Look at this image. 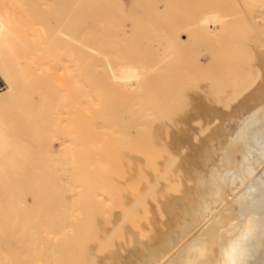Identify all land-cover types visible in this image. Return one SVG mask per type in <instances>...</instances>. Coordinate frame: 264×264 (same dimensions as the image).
Wrapping results in <instances>:
<instances>
[{
    "label": "bare ground",
    "instance_id": "bare-ground-1",
    "mask_svg": "<svg viewBox=\"0 0 264 264\" xmlns=\"http://www.w3.org/2000/svg\"><path fill=\"white\" fill-rule=\"evenodd\" d=\"M44 1L40 11L46 6L55 14L38 10L39 18L57 27L54 36L90 50L91 61L83 79L71 58H60L54 84L42 93L41 126L36 119L26 123L51 143L38 153L40 164L29 161L13 118L1 114L18 99L31 112L23 98L33 89L21 72L26 65L15 49L14 22L0 10V74L10 87L0 93V184L9 193L0 197V216H12L6 224L16 222L21 234L26 230L25 237L6 238L21 248L20 264L41 238L39 227L48 241L37 243L40 264H255L257 257L264 264V206L250 189L251 182L264 185V171L252 181L243 172L258 167L264 147V0ZM71 92L97 116L92 153L79 151L90 163L75 169L66 166L79 160L64 128ZM253 102L260 109L240 127L243 136L222 142L224 126L214 121L237 118ZM233 103L225 117L219 107ZM84 122L77 126L85 132ZM214 155L221 158L209 164ZM238 168L242 181H251L247 187L239 188ZM72 169L76 174L68 175ZM101 173L110 174L109 194L93 186ZM124 179L128 189L119 187Z\"/></svg>",
    "mask_w": 264,
    "mask_h": 264
},
{
    "label": "rangeland",
    "instance_id": "rangeland-1",
    "mask_svg": "<svg viewBox=\"0 0 264 264\" xmlns=\"http://www.w3.org/2000/svg\"><path fill=\"white\" fill-rule=\"evenodd\" d=\"M51 1H53L55 4H58V2L60 0H51ZM62 1L68 2L70 0H62ZM44 5H45V1L44 0H34V1L33 0H0V10H2L1 12H4V15L7 14V17H9L14 22V25H15V28L12 31V34H14V36H15L14 38H15V40H17V43H18L17 46L15 47V49H16L18 55L21 57V59L24 60V61L22 60V62H24L25 65H26V68L23 69L21 72L25 76L24 82L28 83L26 86L28 88L30 87V88L33 89L32 93L29 95V99L28 98L26 99V97H25V99L23 98V101L24 100L25 101L28 100V102H29V100L31 101L29 103V105L31 104V106H30V107H32V111L31 112H32V115L33 114L34 115H33L32 119L29 118V116H31V115H29V114H31L29 109H31V108H29L27 110L29 113L25 112V109L28 108V107L26 106L25 102H24V106H23V102L21 104L22 99L16 100L14 102L13 106H12V109L11 108L9 109V106L8 107H4L3 110L1 109L2 110L1 114L3 113L2 115L5 116V117H8L9 119H10V117L13 118L12 119V123H11L12 126H13L12 128H14V133H16L15 135H17L18 137L22 138V140H21L22 141V145H25V147H28L26 155L28 156L29 161L36 160V162L38 164H40L39 162L43 159V156H42L43 153L42 152H46L48 150L47 146H49L51 142H48V141L46 142V139H45V141H42V139L45 137L44 136L45 133H43V132L41 133V131L39 129V126H38L37 132H36V130L34 131L35 128L31 129V128H29L27 126V124H30L31 121H34L35 119H36V121H38L40 126L42 124V121H41L42 117L41 116H37V114L41 115L42 110L39 111L40 114L37 111L39 109H41L40 105L42 103V98L41 97H42L43 90L46 89L47 87H49L53 83L52 82L53 80H56L58 75H56L54 72H56L57 65L60 63V58L65 57V56L68 57V58H71V61L74 64H76L75 67H76L77 73L83 79H87L88 66L85 65V63L91 61V58L88 57L90 50L88 51L87 49L85 50V49L79 48V47L82 46V44L81 45L80 44H78V45L77 44H73V43L68 41L67 37H56V36L53 35V33H54L53 31H56L57 27L56 26H51L49 23H46V22L42 21L40 19L41 17L39 18L38 14H37V13H39L38 10L40 11V9H42L41 7L44 6ZM36 8H38V9H36ZM43 8L44 9L40 11V12L44 11V13H41L42 15L45 14L47 16V14H51V15L53 14V11H54L53 9L54 8L51 10L52 12L49 11L50 8H48V7H47V9H45L46 6L43 7ZM46 11H48V13ZM54 14H55V11H54ZM84 24H85L84 21H82L81 19L78 20L77 27L75 28V31L73 32V36L79 38V34H78L77 31H78V29L83 28ZM96 36H98V35H96ZM28 43H30V44H28ZM83 70L86 71V72H84ZM46 71H47V73H46ZM46 74L48 76L44 77L45 78L44 79L42 76H45ZM0 79L6 85V90L4 92L8 91L9 88H10L9 84L5 81V79L2 77L1 74H0ZM74 93L75 92H71V104L67 107V110L64 111L65 114H66L65 117H67V122H66L64 128H65V133L68 132L67 136L65 138L67 140H69V142H70V144L72 146V149H73L75 157L79 161H82L80 163H79V161H78V163L76 161H71L70 164L66 165L69 168L71 167V168L75 169V168H77L79 166L78 164H81V166L83 167V165L86 166V164H87V166H88L89 165L88 163H90L89 162L91 160L90 157L84 158L86 160L88 159V161L85 163V160L83 159L82 153L79 152V151L84 150L83 147H85L88 150V152L92 153V148H91V142L92 141L91 140H93V135L91 134L92 133V129L91 128L95 124V119H96L97 116L95 115V113L93 111H85V107L86 106L85 105L82 106V102L80 103V99L78 97H76L74 95ZM81 101H82V99H81ZM28 102H27V104H28ZM235 103H237V102H235ZM235 103H233L229 107H223V108L219 107V110L221 109L224 112L223 113L224 116L225 115L228 116L229 113H230L229 110H232V109L235 108V105H234ZM256 103L253 102L252 105H250L251 107H249V108H251V109H248V107L246 106L245 108H246L247 111L246 110H244V111L242 110L243 112H239L241 110L240 109H239V111L237 110V116H238V114H241V113L243 114L244 113L243 116H242V114L239 115V117H241V119H239V117L236 118V116H235V118H236L235 119L233 116L229 115L230 119L224 118V117L221 116L223 119L219 118V119H216L217 121H214L213 124H215V125L223 124V126H224V129H222L224 133L221 130V132H222L221 134L222 135L220 134L222 137H220V135H219V137L221 138L222 142H224L225 140H228L227 141V144H228L229 141H231V138L233 136H236L239 133L240 134L242 133L241 136H243L245 130H241L240 127H242V125L245 124L246 122L247 123L250 122L249 117L251 118L252 116L255 115V113L257 111L256 109H260L258 106L260 105L261 102H256ZM73 104H76V105L73 106ZM253 104H254V107H253ZM79 106H81L80 107L81 109H79ZM255 107H256V109H255ZM245 108H243V109H245ZM252 109H254V110H252ZM8 110H9V112H8ZM249 110H250L251 113L248 112ZM33 111H34V113H33ZM253 112H254V114H253ZM5 113H6V115H5ZM26 113H28V114H26ZM261 114L262 115H260V120L259 121L262 123V121H264V110L262 111ZM25 115H27L28 117L25 116ZM244 115H247V117L246 116L244 117ZM82 116L84 118L82 123L77 120V124H75L76 121L74 119L76 117H80V120H82ZM243 117H244L245 121L242 120ZM72 118H73V120H72ZM236 120H238V121L236 122ZM241 120H242L243 123L241 122ZM84 121H86V124H85L86 126L84 125V128L87 127V128H85V132L86 133L82 130L81 127H80L81 129L78 127V126L83 125V123H85ZM80 123H81V125H79ZM235 123H237V125H235ZM253 123L254 122H251L250 124H248V126H252ZM231 124H233V125H231ZM238 124H239V126H238ZM23 125H24V127H23ZM72 125L73 126L74 125H76V126L78 125L77 127L80 130L77 128L76 131H75V128H74V131L77 132V133H75L74 131L72 132L71 131L72 128H73ZM99 125L101 126L102 123H99ZM233 126H235V128ZM70 128H71V130H70ZM233 128H234L235 131L232 130ZM68 129L70 130V132L67 131ZM226 130H227V132H226ZM231 130L234 132V134H233V132ZM70 133L72 134V137H75V138L77 137L78 138L77 139V142H79L78 144H77V142L74 141L75 140L74 138H73L74 140L70 139L71 138V134ZM83 133H85V134H83ZM230 133H232V134H230ZM75 134H77V136H75ZM61 136H63V135H61ZM227 136H229V138H226ZM258 137H259V134L253 135V137H250V138H258ZM251 140H253V139H251ZM72 141H74V142H72ZM52 143H53L52 145L57 147V145H58L57 141L56 142L52 141ZM74 143H76V145L79 148L75 147ZM232 144L233 143L231 142V145ZM34 145H35L36 148H34ZM38 145L40 146L39 148H38ZM160 146H161V144H160ZM80 147H82V149H80ZM45 149H47V150H45ZM74 149L76 151H74ZM106 149H107V145L104 142V143H102L99 146V150L102 151L100 154H103V152ZM40 152L42 154H39L40 155L39 156L38 153H40ZM35 154H36V156H35ZM37 155H38V157H37ZM217 155L213 156V157H215L214 160L211 157L213 161L210 158V160L212 162L210 161L209 164H213L214 161H216V164H217V162L219 161L218 160L219 157L221 158V156H217ZM33 157H34V159H33ZM76 165H78V166H76ZM24 168H26V166ZM240 168L236 169V170H238L237 173H239V174H237V176H239V178H241V179H239V180H241L239 182L240 183L242 182L241 185H240V183L238 184L239 188H241L242 185H244V187H247V186H245L247 184L246 181L251 182L252 181V176H254V174H255V178L257 179L258 175H256V172H258L260 174L261 170H262V172L264 171V147H263V151H260L258 167L255 168L256 171L253 169L254 167L251 168L252 172L254 170L253 173L251 171H250L251 172L250 173L249 169H247V171H243L242 170L244 173L246 172L245 174H247V177H249V175L252 174V175H250V177H251L250 180L251 181L246 176H244V177H246V179L244 178L245 182L242 181L243 180L242 179L243 178L242 174H244V173L240 170ZM244 168L246 169L247 167L244 166ZM74 169H72L68 173V175L76 174L74 172L75 171ZM240 171L242 172V174H241ZM133 173H134V180H137L139 175H140V173H138V170L134 171ZM121 175H122V173L117 171L116 177L119 178V177H121ZM109 176H110V174L108 175L107 173L106 174L103 173L101 175V177L97 180V183L94 182L93 186L95 187V189L96 188L97 189H101V188L106 189L107 194H109V190L113 186L112 185L113 183L110 182V177ZM261 177L264 178V175L262 174ZM259 180H260V178H258V180H253V181H255L257 183V181H259ZM261 186H262V184L258 185V186H255L251 182L250 189L254 192V201L257 204H261L262 206H264V185L262 187ZM119 187L120 188L127 187L126 189H128L129 188V183L127 182V180L124 179L123 181H121ZM6 193L9 194L8 190L6 189V187L4 185L0 184V197L6 198L8 196ZM26 198H27V200H29V198H31V197L28 195V197H26ZM115 200L116 201H113V202L109 201L107 203L108 204V207H107L108 209H109V204H111V203L112 204H116V203L119 202L118 201V195L115 198ZM123 200H124V198H123ZM124 201H127V200H124ZM0 205H1V202H0ZM0 208H1V206H0ZM12 219H13L12 216H9V217H6V216H2L1 217L0 216V222L4 224V226H0V229L2 228V232L0 231V237H2V236L4 237V242L0 241V250H1V253H0V264H20V257L22 256V254L20 253L21 248H18V245H17L15 239L13 240V242L16 244V247H13L12 244H10L7 241L6 238L8 236H14V237H16V239H19L22 236L25 237L26 236V230L23 231L22 234H21L20 227H19V225L16 222H15V225H13V226L7 225L6 222L8 220H12ZM97 219H100V220H103V221H108L109 220L108 216L107 217L101 216V217H99ZM37 225H36V228H37ZM37 229L39 230L38 233H40L39 235H40L41 238L38 239V241L36 243H33V247L31 245H28L30 248L32 247V251L33 252L30 251L29 254L26 255V257H25L26 258V262L24 264H40L38 259H39V256H40L41 253L39 252L40 249L36 250V247L39 244H41L40 242L45 244L48 241L45 239V237H42L43 229H42L41 232H40V229H41L40 227L37 228ZM59 242H60V240H56L55 243H59ZM37 243H38V245H37ZM96 243L92 242L93 247H94V244H96ZM129 243L130 242L126 243V245H129ZM255 260H256V262H259L258 261V257L255 258ZM256 262H255V264H256ZM257 264H259V263H257ZM262 264H263V262H262Z\"/></svg>",
    "mask_w": 264,
    "mask_h": 264
},
{
    "label": "built area",
    "instance_id": "built-area-1",
    "mask_svg": "<svg viewBox=\"0 0 264 264\" xmlns=\"http://www.w3.org/2000/svg\"><path fill=\"white\" fill-rule=\"evenodd\" d=\"M6 90V85L3 83V81L0 79V93L4 92Z\"/></svg>",
    "mask_w": 264,
    "mask_h": 264
}]
</instances>
